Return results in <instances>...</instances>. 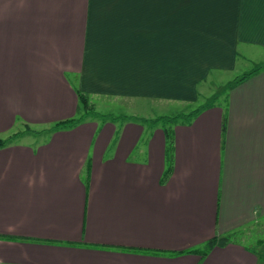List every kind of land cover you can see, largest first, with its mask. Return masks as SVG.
Instances as JSON below:
<instances>
[{
    "label": "crops",
    "instance_id": "0c3cea01",
    "mask_svg": "<svg viewBox=\"0 0 264 264\" xmlns=\"http://www.w3.org/2000/svg\"><path fill=\"white\" fill-rule=\"evenodd\" d=\"M249 57L264 0H0V132L25 131L0 148V264H262L239 236L264 219V68L211 86ZM79 92L210 100L190 123L49 131Z\"/></svg>",
    "mask_w": 264,
    "mask_h": 264
},
{
    "label": "rangeland",
    "instance_id": "374dc122",
    "mask_svg": "<svg viewBox=\"0 0 264 264\" xmlns=\"http://www.w3.org/2000/svg\"><path fill=\"white\" fill-rule=\"evenodd\" d=\"M250 54V53H249ZM250 58L244 59L240 61V67L236 68L234 71H216L215 76L213 75L212 85H216V91L221 90V87L225 86L232 80V78H235V76H242L243 73L250 72L255 68L256 66L259 67V63L261 61L255 60L250 61ZM262 66V65H261ZM227 92H222L212 97L210 91H208V97H212L216 104H222L225 103ZM91 103H92V109L95 111H98L99 113L103 114H113V115H124L125 117L122 119L124 121L127 120H143L150 119V118H157L162 116H168L173 117L181 114H188L189 112L193 111L194 109L202 106L205 104L206 101H209L210 98L207 100L206 98H203V100H200L196 103H189V104H181L178 102H169V103H158L154 100H147L146 104L144 101H135L132 99H113L111 97H103V98H96V97H90ZM94 119H102V120H112L109 118H102V117H96ZM123 121V122H124ZM184 121V120H182ZM35 130H41L40 128L36 127ZM9 134L7 132H0V137L7 138ZM23 139L24 137H20ZM28 137H25V140H27ZM246 233V232H245ZM240 239L244 240L248 246H251L256 251H259L262 258V264H264V219L261 220L259 224H253L250 228V232L247 234H243L239 236Z\"/></svg>",
    "mask_w": 264,
    "mask_h": 264
},
{
    "label": "trees",
    "instance_id": "16d2710c",
    "mask_svg": "<svg viewBox=\"0 0 264 264\" xmlns=\"http://www.w3.org/2000/svg\"><path fill=\"white\" fill-rule=\"evenodd\" d=\"M264 65L259 66L253 70H251L250 72L244 73L242 76H239L235 79L234 83H240L243 80L247 79L248 77H250L251 75H253L254 73L258 72L259 70L263 69ZM79 96V102H80V109L78 114L75 117L63 120V121H59L56 122L54 124H52L49 127V131L51 132H55V131H59V130H66V129H71L73 127H75L76 125L85 122L87 119L89 118H96V117H102V118H109L112 119L113 121H117L118 119L124 118V115H113V114H101L98 111L93 110L92 108V103L90 100V97L82 92L78 93ZM204 107H200L197 109H194L193 111L189 112L188 114H181V115H177V116H173V117H168V116H162V117H157L155 119H153V122H161L163 124H165L166 126L169 124H173L178 122L180 119L186 120L188 123H190L197 115L200 111L203 110ZM224 128H225V124H226V116H224ZM15 133L10 137L7 138H3L0 137V148L1 147H6L8 146L17 136H19L21 133ZM165 133L168 139V143L169 146L172 145L173 143V133H172V127H166L165 128ZM170 173V169L167 170L166 175H164V180L169 176ZM231 237L230 236H225L222 237L220 239L215 238L212 239L208 242L209 247H213L216 244H221V245H226L229 241H230Z\"/></svg>",
    "mask_w": 264,
    "mask_h": 264
}]
</instances>
